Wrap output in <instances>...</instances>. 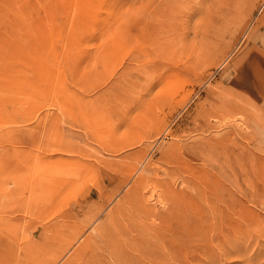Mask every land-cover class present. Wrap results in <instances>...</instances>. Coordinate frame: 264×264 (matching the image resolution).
Segmentation results:
<instances>
[{
    "label": "rangeland",
    "instance_id": "1",
    "mask_svg": "<svg viewBox=\"0 0 264 264\" xmlns=\"http://www.w3.org/2000/svg\"><path fill=\"white\" fill-rule=\"evenodd\" d=\"M152 263L264 264V0H0V264Z\"/></svg>",
    "mask_w": 264,
    "mask_h": 264
},
{
    "label": "bare ground",
    "instance_id": "2",
    "mask_svg": "<svg viewBox=\"0 0 264 264\" xmlns=\"http://www.w3.org/2000/svg\"><path fill=\"white\" fill-rule=\"evenodd\" d=\"M215 7V6H214ZM236 20V19H235ZM168 185V184H167ZM169 188V187H168ZM134 191V190H133ZM165 195H166V193H165ZM172 195V194H171ZM204 196V195H203ZM165 197V196H164ZM172 198V197H171ZM178 198H180V197H178ZM177 198V199H178ZM210 200V199H209ZM174 200H172V202H173ZM208 202V201H207ZM197 204V203H196ZM174 205V204H173ZM172 205V206H173ZM176 205V204H175ZM184 206V205H183ZM217 208V207H216ZM174 209V208H173ZM172 209V210H173ZM176 212V211H175ZM165 215V214H164ZM169 217V216H168ZM155 218V217H154ZM167 218V217H166ZM168 219V218H167ZM166 219V220H167ZM181 219H182V217H181ZM157 221V220H156ZM166 224V223H165ZM186 224V223H185ZM165 226V225H164ZM184 226V225H183ZM182 227V226H181ZM153 228V227H152ZM167 227H165V229H166ZM216 229H218V228H216ZM223 229V228H222ZM221 229V230H222ZM168 231V230H167ZM217 231V230H216ZM220 231V230H219ZM181 232V231H180ZM204 232H206V231H204ZM209 232H212V231H209ZM209 232H207L206 234H208ZM214 232V231H213ZM224 232V231H223ZM219 233V232H218ZM221 233V232H220ZM182 234V233H181ZM174 235H175V233H174ZM180 235V234H179ZM190 235V234H189ZM193 235V234H192ZM216 235V234H215ZM107 236V235H106ZM169 236V235H168ZM181 236V235H180ZM197 236V235H196ZM208 236V235H207ZM219 236V235H218ZM217 236V237H218ZM172 237V236H171ZM178 237V236H177ZM189 238H190V236H188ZM188 237H187V241H188ZM201 237V236H200ZM206 237V236H205ZM216 237V236H215ZM180 238V237H179ZM192 238H193V236H192ZM191 238V239H192ZM194 239V238H193ZM218 239V238H217ZM157 240V239H156ZM163 240V239H162ZM168 240V239H167ZM180 240H183V238L182 239H180ZM185 240V239H184ZM176 241V240H175ZM175 241H174V243H175ZM186 241V240H185ZM177 242H179V241H177ZM184 242V241H183ZM144 243V242H143ZM170 243V242H169ZM189 243H190V241H189ZM158 244V243H157ZM114 245V244H113ZM159 245H161V244H159ZM158 245V246H159ZM181 245V244H180ZM162 246H163V248H165L164 247V245L162 244ZM167 246H169V245H167ZM147 247V246H146ZM175 247V246H174ZM111 248V247H110ZM117 248H119L118 246H117ZM142 248V247H141ZM172 248V247H171ZM186 248V247H185ZM196 248V247H195ZM205 248V247H204ZM107 249H108V247H107ZM199 250H198V252L200 253V248H198ZM112 250V249H111ZM111 250H110V252H111ZM122 250H123V248H122ZM151 250V249H150ZM170 250V249H169ZM175 250V248L173 249V251ZM181 250V249H180ZM197 250V249H196ZM206 249H204V253H206V251H205ZM225 250V249H224ZM168 251V250H167ZM191 251V250H190ZM202 251V250H201ZM214 251V250H213ZM181 252V251H180ZM192 252V251H191ZM197 252V251H196ZM208 252V251H207ZM181 253H183V252H181ZM187 253H189V250H187ZM203 253V252H202ZM209 253H211V252H209ZM209 253H207V254H209ZM215 253V252H214ZM115 254V253H114ZM125 254V253H124ZM169 254V253H168ZM195 254V253H194ZM221 254V253H220ZM176 255V254H175ZM190 255H191V253H190ZM200 255H205V254H200ZM199 254H198V256H200ZM210 255V254H209ZM218 255V254H217ZM112 256V255H111ZM182 256H183V254H182ZM187 256V255H186ZM192 256V255H191ZM195 256V255H194ZM223 256V255H222ZM116 257V256H115ZM187 257H189V256H187ZM201 257V256H200ZM207 257V256H206ZM219 257H221V256H219ZM183 258H185V257H183ZM193 258V257H192ZM195 258V257H194ZM199 258V257H198ZM116 259H117V257H116ZM169 259V258H168ZM172 259H173V257H172ZM203 259V258H202ZM220 259V258H219ZM170 260V259H169ZM188 260H189V258H188ZM191 260V259H190ZM200 260V259H199ZM215 259H213V261H214ZM113 261V260H112ZM122 261H124V260H122ZM162 261H164V260H162ZM172 261V260H171ZM174 261V260H173ZM185 261V260H184ZM187 261V260H186ZM193 260H191V262H192ZM196 261V260H195ZM207 261H209V260H207ZM216 261V260H215ZM210 262V261H209ZM212 262V261H211ZM122 263V262H121ZM207 263V262H206ZM205 263V264H206ZM152 264H154V263H152ZM192 264V263H191Z\"/></svg>",
    "mask_w": 264,
    "mask_h": 264
}]
</instances>
